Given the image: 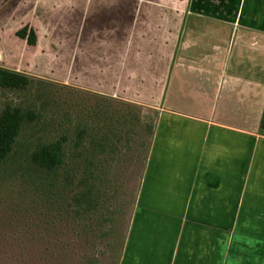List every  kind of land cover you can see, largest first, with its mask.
<instances>
[{
  "label": "crops",
  "instance_id": "obj_1",
  "mask_svg": "<svg viewBox=\"0 0 264 264\" xmlns=\"http://www.w3.org/2000/svg\"><path fill=\"white\" fill-rule=\"evenodd\" d=\"M63 5L46 46L31 24L43 80L127 110L107 144L149 134L120 264H264V0Z\"/></svg>",
  "mask_w": 264,
  "mask_h": 264
},
{
  "label": "rangeland",
  "instance_id": "obj_2",
  "mask_svg": "<svg viewBox=\"0 0 264 264\" xmlns=\"http://www.w3.org/2000/svg\"><path fill=\"white\" fill-rule=\"evenodd\" d=\"M69 2L77 0H0V69L33 80L24 92L0 89V115L17 107L38 115L35 122L25 124L14 148V155L27 163L37 147L66 139L63 166L43 171L39 189L83 193L91 196L92 207L76 237L58 243L40 239L34 228L35 204L27 215L15 203L0 200V264H120L137 206L149 134L138 122L124 134L119 125L118 139L110 136L107 144L108 116L113 111L122 116L127 110L44 81L42 59L35 61L29 47L16 37L33 24L46 46L47 38L57 36L61 26H75L74 19L59 20L68 7L63 4ZM45 103L49 110L43 109ZM130 112L135 120L142 114ZM100 223L102 234L95 238L92 231L98 233Z\"/></svg>",
  "mask_w": 264,
  "mask_h": 264
},
{
  "label": "trees",
  "instance_id": "obj_3",
  "mask_svg": "<svg viewBox=\"0 0 264 264\" xmlns=\"http://www.w3.org/2000/svg\"><path fill=\"white\" fill-rule=\"evenodd\" d=\"M16 37L29 48L37 45V34L30 25ZM32 84L22 74L0 69V89L4 92H24ZM37 116L35 111L20 107L6 108L0 115V200L6 205L15 203L18 210L27 215L35 204L34 228L43 237L41 240L62 243L67 237L71 241L77 235L83 216L92 207L91 196L39 189L43 171L52 172L63 166L66 139L37 147L30 163L14 155L23 127L35 122ZM91 226L94 223L91 222ZM97 226L98 233L92 231L95 238L102 234L100 227H104L101 223Z\"/></svg>",
  "mask_w": 264,
  "mask_h": 264
}]
</instances>
